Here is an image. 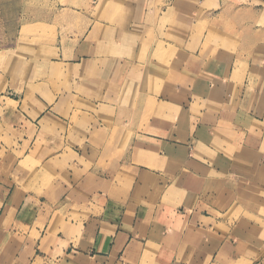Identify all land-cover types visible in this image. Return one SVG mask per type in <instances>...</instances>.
<instances>
[{
	"label": "crops",
	"instance_id": "0c3cea01",
	"mask_svg": "<svg viewBox=\"0 0 264 264\" xmlns=\"http://www.w3.org/2000/svg\"><path fill=\"white\" fill-rule=\"evenodd\" d=\"M220 1L0 15V50L53 24L70 87L0 91V264H264V54L206 42Z\"/></svg>",
	"mask_w": 264,
	"mask_h": 264
},
{
	"label": "rangeland",
	"instance_id": "374dc122",
	"mask_svg": "<svg viewBox=\"0 0 264 264\" xmlns=\"http://www.w3.org/2000/svg\"><path fill=\"white\" fill-rule=\"evenodd\" d=\"M220 3L215 7L218 9L214 17L200 22L198 28L208 26L206 42L215 39V51L228 54L237 62L236 71L244 75L247 60L264 54V0H221ZM36 4L37 0H0V15L19 13L24 6L26 10V6ZM44 4L47 5V0ZM34 28L20 34L25 36L22 43L19 37L13 47L0 50V54H7L4 62H0V91L6 86L21 88L24 84L32 88L37 79L45 80V88H70L64 75L52 67V59L57 57L52 47L56 42L53 24H46L41 32H37V26ZM42 41L45 46L36 48ZM3 154L1 149L0 157L4 158Z\"/></svg>",
	"mask_w": 264,
	"mask_h": 264
},
{
	"label": "bare ground",
	"instance_id": "6f19581e",
	"mask_svg": "<svg viewBox=\"0 0 264 264\" xmlns=\"http://www.w3.org/2000/svg\"><path fill=\"white\" fill-rule=\"evenodd\" d=\"M6 55L5 52L0 54V62H4Z\"/></svg>",
	"mask_w": 264,
	"mask_h": 264
}]
</instances>
